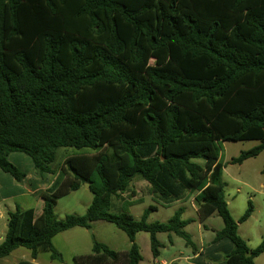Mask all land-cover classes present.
Masks as SVG:
<instances>
[{"label": "trees", "instance_id": "1", "mask_svg": "<svg viewBox=\"0 0 264 264\" xmlns=\"http://www.w3.org/2000/svg\"><path fill=\"white\" fill-rule=\"evenodd\" d=\"M243 141L260 143L232 164L264 152V0H0L1 170L22 182L12 153L55 175L59 149L95 152L65 160L40 216L8 213L0 259L26 248L62 260L53 238L99 221L123 231L130 249L94 242L77 264H140L139 233L150 235L155 259L160 233L197 253L182 209L168 223L148 221L154 206L140 220L110 212L138 179L165 204L196 194L201 220H223L213 243L232 242L226 263L256 264L264 237L251 249L238 230L254 206L235 221L222 181L220 144ZM85 183L87 213L58 219L57 198Z\"/></svg>", "mask_w": 264, "mask_h": 264}, {"label": "rangeland", "instance_id": "2", "mask_svg": "<svg viewBox=\"0 0 264 264\" xmlns=\"http://www.w3.org/2000/svg\"><path fill=\"white\" fill-rule=\"evenodd\" d=\"M258 141H243V142H226L220 144V162L224 165V172L222 181L225 185L224 194L228 202L230 213L235 221H239L245 214L249 207V202L254 206L252 216L239 225L240 236L248 243L249 248H257L264 237V175L262 170L264 168V152L259 156L245 161L243 164H232V160L237 158L242 152L249 151L259 145ZM88 149L63 148L58 151L57 162L53 165L56 168L62 166L65 160L73 155H91ZM13 156V155H12ZM31 163V159L25 155ZM14 157H12L13 160ZM22 163V160H20ZM25 162L23 161V167ZM145 182V181H144ZM85 183L79 191L70 192L67 195L57 198L55 207V214L58 219L63 220L68 215L83 216L93 200V194ZM138 179H134L131 184L135 189L139 190L137 197L143 198L142 202H126L120 200L119 197H113L111 202L110 212L119 214L123 211L129 210L131 214L137 219H140L144 210H148L151 206L159 208L150 214L149 221L168 223L174 216L175 212L184 208L186 211L185 217L191 219V224L184 230L188 233L195 243L200 242L198 232L199 216L191 206L190 201L183 202L182 207L171 204H165L160 196L150 195L146 185ZM24 186V185H23ZM26 187V185H25ZM128 194V193H127ZM127 196V195H126ZM131 197H133L131 195ZM31 198L11 200L0 204V213L2 210L7 213L6 204H21L22 207H30ZM43 203V201H42ZM196 208L198 206L194 201ZM130 207V208H129ZM13 209V208H12ZM8 216L1 222L6 224L5 233L7 230ZM205 225L216 230L223 228L224 223L222 218L216 213L209 218ZM94 231V232H93ZM93 232V233H92ZM210 234V233H209ZM211 235V234H210ZM174 245H170V238L167 234H157V239L164 245L162 248L160 259H165L168 262L174 257H179L180 253L191 254V247H186L184 239L172 234ZM228 240V239H225ZM230 241V240H228ZM94 242L102 243L108 246L111 250L118 252H126L130 249V241L127 235L118 229L115 225L99 221L95 222L94 230H85L77 228L65 233H61L53 239V245L60 253L62 260H53L50 251H40L38 254L39 264H77L75 261L76 255H88L92 252ZM206 247H210L207 238H205ZM138 245L140 246L143 262L141 264H152L153 255L151 251L150 236L147 233H140L138 235ZM30 251L20 249L13 258L31 260ZM24 257V258H23ZM13 258L7 264H14ZM256 264H264V254L256 259Z\"/></svg>", "mask_w": 264, "mask_h": 264}, {"label": "crops", "instance_id": "3", "mask_svg": "<svg viewBox=\"0 0 264 264\" xmlns=\"http://www.w3.org/2000/svg\"><path fill=\"white\" fill-rule=\"evenodd\" d=\"M61 149H63V148H61ZM21 154H23V153H12V154H10L9 161L13 165H15L17 168H19L21 171L26 173V178L22 182H17L10 174L3 172L1 170V168H0V204L1 203H6V202L11 201L13 199L17 200L19 198H21V199L31 198L32 199L31 200V205H30V207H22L23 205L18 204V203L8 204V205L6 204L5 205L7 207V209H8L7 213H5L3 210L0 213V244L4 241L6 233H7V230H6V233H5L6 224L4 222L1 224V222L5 219V215L6 214L8 216L9 212H14L16 210V208L19 206L22 210H34L36 217L41 215V213L43 211V203H42L43 196L49 194V190L52 188V186H53V184H54V182H55V180H56V178L58 176L59 169L61 167L60 166L59 168L58 167L56 168V166H58V162L56 160V162H55L56 166L53 167V170L56 173L55 175H51L49 173L41 174L38 170H36V168H35V166L33 164V161L31 160L32 164H30L29 160L27 158H23L24 156H21ZM12 157H14L13 160H12ZM20 160H22V163H20L21 162ZM23 161L25 162L24 167L22 165ZM140 182L145 183L144 181H140ZM25 185H26V187H25ZM147 187H149L147 189L148 193H150V195H154L152 193V191H151V188H150L149 184L147 185ZM138 191L139 190L135 189L134 186L131 185V187L129 188V190L126 193L119 195V199L123 200V201L125 200L126 202L127 201L128 202H142L143 198L137 197V195L139 193ZM131 195L133 197H131ZM195 197H196V194H191V195L187 196V198H185V199H182V200L175 201V202L171 203V205L173 204L175 206H179V208H180V206L182 207L183 202H186V201L189 200L191 208L195 212H197V214L199 216V211L196 208L195 203H194ZM155 210L158 211L159 208H156ZM182 210H183L182 220L190 222L185 227V229H186L191 224V219L186 218L185 217L186 211H185L184 208H182ZM145 211L146 210H144V212ZM127 212H129V210H127ZM144 212H143V214H144ZM129 213L131 214V212H129ZM214 215L215 214H213L212 216L208 217L205 220H201V218L199 216L198 232H199V236H200V242L199 243H195L193 241L192 237H191L193 243L196 246L197 253L194 254L193 250L191 248V254L180 253L179 257H174L169 262L167 260H165V259H160V257L158 259L153 258L152 264H157V263H160V262H166L167 264H174V263H176V264H227L226 261H225V256L232 251V249H233L232 242L228 241L229 239L228 240L224 239V240H222V241H220L218 243H213V240H214V238L216 236V233L218 231L222 230L223 228L220 229V230H216V229H214L212 227L210 228L207 225H205V222H207V220L209 218L213 217ZM149 218H150V215H149ZM149 218H148V221H149ZM135 219H137V217ZM140 219H137V220H140ZM7 221H8V219H7ZM149 222H154V221H149ZM94 224L95 223L92 224V229L93 230H94ZM77 228H80V227H77ZM77 228H73L71 230H74V229H77ZM7 229H8V224H7ZM81 229H85V228H81ZM71 230H68V231H71ZM85 230H88V229H85ZM63 233H65V232H63ZM139 234H137V236H136L137 244H138V235ZM205 238H207L208 244H210V247L209 246L206 247ZM173 242L174 241L171 239V241H170V245L171 246L174 245ZM130 245H131V243H130ZM20 249H26V248H18V249H16L8 257L0 259V264H7L8 261H10V259H12L13 256ZM26 250L30 251L28 249H26ZM29 254H30V257H31V260L29 262H32V263H35V264H39L38 263V257H37V259H33L32 255H31V251L29 252ZM76 256H80V255H76ZM13 261H15L14 264H19L22 261H28V260L27 259L19 260V259L13 258ZM142 262H143V260H142Z\"/></svg>", "mask_w": 264, "mask_h": 264}, {"label": "built area", "instance_id": "4", "mask_svg": "<svg viewBox=\"0 0 264 264\" xmlns=\"http://www.w3.org/2000/svg\"><path fill=\"white\" fill-rule=\"evenodd\" d=\"M157 264H167L166 262H160V263H157Z\"/></svg>", "mask_w": 264, "mask_h": 264}, {"label": "water", "instance_id": "5", "mask_svg": "<svg viewBox=\"0 0 264 264\" xmlns=\"http://www.w3.org/2000/svg\"><path fill=\"white\" fill-rule=\"evenodd\" d=\"M87 185V187H89V184H86Z\"/></svg>", "mask_w": 264, "mask_h": 264}]
</instances>
